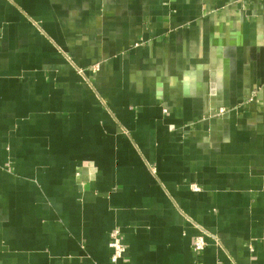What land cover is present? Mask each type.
<instances>
[{"label": "crops", "instance_id": "0c3cea01", "mask_svg": "<svg viewBox=\"0 0 264 264\" xmlns=\"http://www.w3.org/2000/svg\"><path fill=\"white\" fill-rule=\"evenodd\" d=\"M0 264H264V0H0Z\"/></svg>", "mask_w": 264, "mask_h": 264}, {"label": "built area", "instance_id": "2783aa9c", "mask_svg": "<svg viewBox=\"0 0 264 264\" xmlns=\"http://www.w3.org/2000/svg\"><path fill=\"white\" fill-rule=\"evenodd\" d=\"M201 242L197 243V247H201ZM108 247L111 251L110 261L116 263L125 255V246L117 229H114L109 234Z\"/></svg>", "mask_w": 264, "mask_h": 264}]
</instances>
